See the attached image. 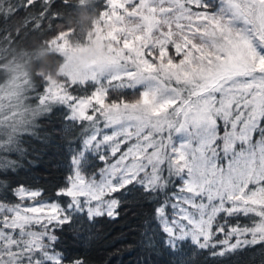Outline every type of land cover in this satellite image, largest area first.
<instances>
[{
  "label": "snow or ice",
  "instance_id": "1",
  "mask_svg": "<svg viewBox=\"0 0 264 264\" xmlns=\"http://www.w3.org/2000/svg\"><path fill=\"white\" fill-rule=\"evenodd\" d=\"M59 4L0 0V45L51 32L59 60L76 36L68 17L87 8L96 20L78 39L101 50L90 75L0 68V264H87L61 250L64 233L115 219L127 196L152 206L142 245L166 264L264 254V0ZM58 109L71 167L49 195L20 178V159ZM91 153L98 179L85 174Z\"/></svg>",
  "mask_w": 264,
  "mask_h": 264
},
{
  "label": "trees",
  "instance_id": "2",
  "mask_svg": "<svg viewBox=\"0 0 264 264\" xmlns=\"http://www.w3.org/2000/svg\"><path fill=\"white\" fill-rule=\"evenodd\" d=\"M102 0H97L101 3ZM57 10L63 11L57 0ZM76 12L68 20H74L77 17ZM23 13L17 14L10 20L9 26L15 30L19 29V18ZM52 35L51 32L40 34L30 33L20 41L10 46L0 45V68L4 69L5 74L14 75L16 71L30 67L33 63L39 67L37 41L47 39ZM54 66L56 56L54 53ZM10 60L11 63H6ZM29 73V72H27ZM31 95V94H30ZM128 99L134 98L129 91ZM63 110H55L50 116L39 119L40 135L44 139L41 143L35 138L30 139L24 145L32 152L27 159H20L24 165L20 171V178L28 180L34 184L43 185L51 189L59 183L68 173L71 167L69 161L68 145L65 140V133L61 130L63 125ZM78 135V130L73 129V136ZM46 138V139H45ZM72 137H69L71 139ZM105 152L108 150L105 149ZM12 159H17L13 156ZM109 159L112 157L109 156ZM28 161H32L31 164ZM105 163L98 159V154L91 153L88 157V163L85 165V174H97ZM123 202L117 209L119 216L115 219L107 216L97 217L91 223L85 224V229L81 234L65 232L63 235V244L61 250L67 249L66 254L83 258L87 264H166L169 260L168 254L160 249L158 254L154 255L151 250H146L142 245V233L145 230L146 221L150 220L152 206L138 198L127 196L122 198ZM239 223L246 224V219H241ZM155 229V223L149 225ZM238 264H264V254L259 249L245 252L238 258Z\"/></svg>",
  "mask_w": 264,
  "mask_h": 264
},
{
  "label": "clouds",
  "instance_id": "3",
  "mask_svg": "<svg viewBox=\"0 0 264 264\" xmlns=\"http://www.w3.org/2000/svg\"><path fill=\"white\" fill-rule=\"evenodd\" d=\"M96 20L95 13L87 8L81 9L74 20H68L67 27L75 29L76 36L69 43L66 52L60 53L61 59H55L53 64V53L58 50L51 46H46V40L37 41V54L40 59V65L37 67L34 63L25 69L29 73L66 75L69 72L78 73L80 75H90V65L94 59L100 54V49L92 43H81L79 36L90 30ZM103 54L107 55V45L103 49ZM6 63H11L6 60Z\"/></svg>",
  "mask_w": 264,
  "mask_h": 264
}]
</instances>
